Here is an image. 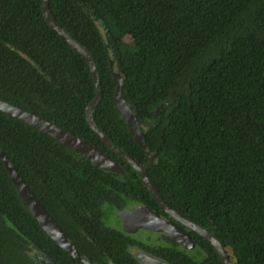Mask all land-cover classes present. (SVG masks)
Wrapping results in <instances>:
<instances>
[{
    "label": "trees",
    "instance_id": "obj_1",
    "mask_svg": "<svg viewBox=\"0 0 264 264\" xmlns=\"http://www.w3.org/2000/svg\"><path fill=\"white\" fill-rule=\"evenodd\" d=\"M50 8L95 59L103 98L94 119L110 140L148 165L116 105L114 62L144 144L157 154L147 168L154 186L215 229L234 264H264V0H50ZM94 97L87 62L46 22L41 0L0 1V98L97 145L126 171L97 168L0 110V148L75 242L79 223L93 228L107 202L158 206L136 169L88 125ZM34 249L58 262L66 254L22 203L0 158V264H38Z\"/></svg>",
    "mask_w": 264,
    "mask_h": 264
},
{
    "label": "water",
    "instance_id": "obj_2",
    "mask_svg": "<svg viewBox=\"0 0 264 264\" xmlns=\"http://www.w3.org/2000/svg\"><path fill=\"white\" fill-rule=\"evenodd\" d=\"M7 1V0H0ZM42 3V13L46 22L57 31L62 37H64L67 42L70 44L72 49L78 51L85 61L88 64V67L91 71L93 82L95 85V97L94 99L86 106L85 109V118L88 125L91 129L99 135L103 143L116 155L125 160L128 164L136 169L140 175L144 186L150 191L155 200L159 205L165 209L167 213L179 220L180 223L188 226L196 233L207 239L215 248L220 258L223 260L224 264H233L230 256L228 255L226 249L223 247L220 240L215 235L214 231H209L203 226L197 224L194 221L187 219L181 214L177 213L171 205L163 198L157 188L154 186L152 181L147 174V168L156 160L157 154L151 152L146 145L144 144L145 131L141 129L137 115L134 113L133 107L126 102L121 93L122 87V77L118 71L114 70V76L117 79V93H116V105L118 110L124 119L125 122L135 131V141L143 145L147 151L149 157V163L147 166L139 163L132 155L125 152L110 138L106 133L100 128L94 119V111L96 107L100 104L103 98V89L99 76L98 69L96 67V62L92 56L90 50L77 41L69 31L63 27L53 16L50 8V0H41ZM0 110L4 113L22 120L29 126L46 133L56 139L58 142L67 145L73 148L75 151L79 152L83 157L92 162V164L100 169L114 172L117 174L125 175L126 171L124 167L120 164L118 160L112 157L109 153L105 152L97 145L89 142L88 140L65 130L64 128L58 126L55 122L50 121L42 116H39L35 113L34 110H27L23 107L17 106L9 101L0 98ZM0 158L4 165L6 166L10 177L14 183V186L18 192V196L25 207L34 215L44 231L63 249H65L69 254L77 259H81L79 252L75 244L69 241L67 233L61 226V224L51 215V213L46 209L42 202L38 199L36 194L32 191L29 185L25 182L23 177L20 175L18 170L13 167L6 153L0 148ZM140 208V207H139ZM137 209V208H136ZM141 210V209H137ZM141 219L136 221L138 225L144 227H149L152 229L164 230L168 232L172 237L177 240H180L184 245H188V239L186 238V233L181 229L174 226L172 222L165 221L161 219L157 214H154L149 208L142 210ZM131 219V217H129ZM194 244V242H193ZM51 264H55L53 261H48ZM145 264H148L145 262Z\"/></svg>",
    "mask_w": 264,
    "mask_h": 264
},
{
    "label": "flooded vegetation",
    "instance_id": "obj_3",
    "mask_svg": "<svg viewBox=\"0 0 264 264\" xmlns=\"http://www.w3.org/2000/svg\"><path fill=\"white\" fill-rule=\"evenodd\" d=\"M168 204L171 205L169 202ZM147 208L161 219L172 222L174 226L184 231L188 245H184L164 230L138 225L136 221L142 218L140 214ZM174 210L191 220L178 209L174 208ZM101 215L93 228L92 225H89L91 227L89 229L79 223L80 235L77 242L71 239L63 228L69 241L75 244L81 259L73 257L62 247L66 254L60 262L35 249L32 250L31 256L38 264H51L48 261H53L55 264H74L68 256L72 257L76 264H145V262L148 264H218L216 259H209L207 250L198 242L199 234L167 213L159 203L155 208L144 203H131L119 207L117 204L107 202L103 205ZM87 222L90 224L88 219ZM206 229L214 231V229ZM221 261L223 262L222 259Z\"/></svg>",
    "mask_w": 264,
    "mask_h": 264
},
{
    "label": "rangeland",
    "instance_id": "obj_4",
    "mask_svg": "<svg viewBox=\"0 0 264 264\" xmlns=\"http://www.w3.org/2000/svg\"><path fill=\"white\" fill-rule=\"evenodd\" d=\"M103 31V30H102ZM113 69L115 70V71H117V67H116V64L113 62Z\"/></svg>",
    "mask_w": 264,
    "mask_h": 264
}]
</instances>
